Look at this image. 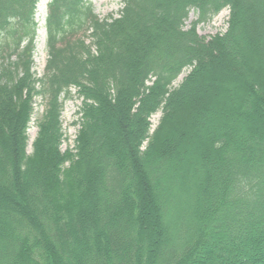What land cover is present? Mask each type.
<instances>
[{
	"label": "trees",
	"instance_id": "trees-1",
	"mask_svg": "<svg viewBox=\"0 0 264 264\" xmlns=\"http://www.w3.org/2000/svg\"><path fill=\"white\" fill-rule=\"evenodd\" d=\"M37 2L0 0V264H264V0H50L39 77Z\"/></svg>",
	"mask_w": 264,
	"mask_h": 264
},
{
	"label": "rangeland",
	"instance_id": "rangeland-1",
	"mask_svg": "<svg viewBox=\"0 0 264 264\" xmlns=\"http://www.w3.org/2000/svg\"><path fill=\"white\" fill-rule=\"evenodd\" d=\"M49 0H39L37 3L35 21L37 22L36 38H35V50L33 54V71L39 77L43 73V68L45 65V60L47 57L46 51V32L44 28L45 17L47 15V3ZM92 4L93 10L101 18H106L112 16L116 18L119 14V10L122 8L123 0H89ZM229 15L228 9H223L217 16L212 20H209L204 23H194L196 26V32L209 38L217 33H222L227 27V19ZM197 19V13L195 10L191 9L188 13L187 19L185 20L186 28L192 25V22ZM187 73V70H184L182 74L176 80L180 82L182 78ZM73 98H70L63 103V110L61 113V122H62V131L64 133V140L61 145V149L65 150L66 148H73V140L75 138L77 129L79 126L75 123L78 115L76 114L77 109L81 104V100L75 95V89H72ZM44 109L43 102L40 98L35 97L33 99V113L31 121L29 123L28 129V146L27 152H31V143L36 136L37 127L36 122L41 116ZM160 113H156L151 118L152 127H155L158 123Z\"/></svg>",
	"mask_w": 264,
	"mask_h": 264
}]
</instances>
